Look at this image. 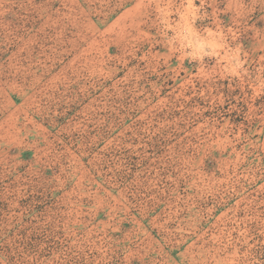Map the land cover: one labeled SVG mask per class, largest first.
<instances>
[{"label":"rangeland","instance_id":"obj_1","mask_svg":"<svg viewBox=\"0 0 264 264\" xmlns=\"http://www.w3.org/2000/svg\"><path fill=\"white\" fill-rule=\"evenodd\" d=\"M0 264H264V0H0Z\"/></svg>","mask_w":264,"mask_h":264}]
</instances>
